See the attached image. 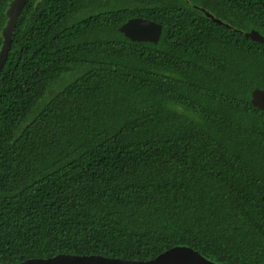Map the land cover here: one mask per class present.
Wrapping results in <instances>:
<instances>
[{
	"label": "trees",
	"instance_id": "16d2710c",
	"mask_svg": "<svg viewBox=\"0 0 264 264\" xmlns=\"http://www.w3.org/2000/svg\"><path fill=\"white\" fill-rule=\"evenodd\" d=\"M136 16L156 43L118 30ZM251 29L264 0H27L0 69V263L189 246L264 264Z\"/></svg>",
	"mask_w": 264,
	"mask_h": 264
},
{
	"label": "water",
	"instance_id": "95a60500",
	"mask_svg": "<svg viewBox=\"0 0 264 264\" xmlns=\"http://www.w3.org/2000/svg\"><path fill=\"white\" fill-rule=\"evenodd\" d=\"M27 0H11L6 9L7 21L1 31L0 69L7 57L12 32L17 18ZM118 30L133 41H150L156 43L161 35L162 25L143 17H131L122 23ZM252 40L264 44V35L255 29L245 32ZM252 105L264 111V87H255L250 93ZM0 264H218L201 255L189 246H173L148 260H131L118 257H107L100 254L78 255L58 253L51 257H31L20 262Z\"/></svg>",
	"mask_w": 264,
	"mask_h": 264
}]
</instances>
